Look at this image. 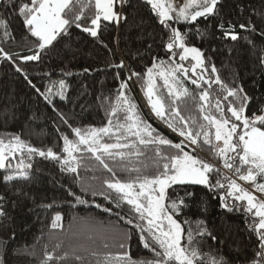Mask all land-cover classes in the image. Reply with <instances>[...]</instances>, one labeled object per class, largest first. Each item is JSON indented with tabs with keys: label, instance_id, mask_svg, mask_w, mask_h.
Masks as SVG:
<instances>
[{
	"label": "snow or ice",
	"instance_id": "obj_1",
	"mask_svg": "<svg viewBox=\"0 0 264 264\" xmlns=\"http://www.w3.org/2000/svg\"><path fill=\"white\" fill-rule=\"evenodd\" d=\"M2 7L12 11L0 15V64L20 74L50 110L46 120L56 139L54 146L47 147L30 142L33 135L45 138L42 129L35 130L42 115L35 111L28 117L29 139L17 134L0 138V170L7 172L3 183L13 185L0 193V218L7 219V205L15 203L10 191L28 195L15 182L29 181L30 172L39 171L34 158L40 157L72 178L64 185L67 205L94 206L107 215V220L73 217V222L84 226L89 240L101 235L107 250L103 259L98 250L74 252L75 264H264V102L250 113L254 98L242 83L222 79L213 57L197 45L209 38L244 39L255 47L257 39L264 40V10L252 9L247 21L237 25L223 18V0H3ZM130 9L138 16L147 11L151 21L152 30L147 32L151 42L143 53L137 50L131 56L133 61L143 60L148 54L142 69L120 58L105 67H84L81 73L65 66L57 80L43 85L30 78L24 65L40 66L51 60L50 52L65 38L71 40L74 29L115 58L101 35L105 29L119 30L128 24ZM14 19L22 21V31L13 28ZM202 19L212 23L201 29ZM136 26L147 31L143 16ZM22 43L28 54L11 50L10 45ZM260 51L264 53V48ZM259 64L264 67V55ZM109 70H115L117 87L109 96L96 97L108 104L105 120L100 126L84 124L73 110H65L72 103L67 78ZM37 75L43 79L50 73ZM137 85L151 114L175 139L142 115L133 93ZM16 103L10 100L0 116L15 120ZM81 109L85 110L83 105ZM92 162L102 170L98 189L81 180V170H89ZM195 186L205 189L225 215L241 217L243 227L225 224L224 235L219 234L207 219L209 201L197 197ZM89 195L100 197V202ZM38 207L54 212L49 221L52 230L63 229L65 216L54 203ZM14 238L13 232L0 240V254L8 255ZM245 240L255 248L251 257ZM133 241L143 250L138 258L131 252ZM32 248L25 244L14 254L31 255ZM66 258L67 253L60 257L45 252L41 264H64Z\"/></svg>",
	"mask_w": 264,
	"mask_h": 264
},
{
	"label": "trees",
	"instance_id": "obj_2",
	"mask_svg": "<svg viewBox=\"0 0 264 264\" xmlns=\"http://www.w3.org/2000/svg\"><path fill=\"white\" fill-rule=\"evenodd\" d=\"M2 2L3 0H0V15H7L12 10L11 8L5 10L2 7ZM133 3H135V0H133ZM242 8L244 11L241 10ZM252 9L264 10V0H223V18L231 20L237 25L247 21ZM129 12L128 24L123 25L119 30L115 27L111 30L105 29L101 35L103 41L116 53L115 58L106 49L99 46L93 38L74 29L71 40L65 38L61 44L50 52L51 60H45L44 64L40 66L34 63L24 65L30 78H33L35 83L43 85L49 81L57 80L61 68L65 66H67L68 71L81 73L84 67H105L109 61L115 59L118 62L120 58H124L126 63H131L137 70L142 69L143 65L149 60L148 54L145 53L143 60L137 57L133 61L131 56L137 50L143 53L146 44L151 42L147 35V32L152 30L150 27L151 21L148 20L147 11L141 10L139 16L145 18V28L147 29V31L141 32L136 26L139 24V16L135 10L130 9ZM210 23L212 22L202 19L199 27L204 29ZM12 26L17 31H22L21 20L14 19ZM209 31L214 32L215 30L209 28ZM241 35L246 34L241 33ZM65 44H69L70 47L66 48ZM197 45L213 57L222 79L228 82L242 83L249 95L254 98L250 113L255 111L260 103L264 102V67L259 64V57L264 55L260 51L264 48V40L257 39L255 47L250 46L244 39L238 42H224L209 38L204 43L197 42ZM10 47L12 51H18L24 55L28 54V46L24 43L19 46L10 45ZM213 48L216 51H212ZM160 54L163 55L162 52ZM44 71L49 72L50 76L41 79L37 73ZM114 71L92 72L90 75L80 74L68 77L67 80L72 85L70 89L72 103H68L65 110H73L79 121L84 124L100 126L105 120V109L108 104L102 99L97 100L96 97L109 96L114 93L118 84L113 79ZM133 93L142 115L166 136L175 139V134L151 114L139 85L133 88ZM10 100L17 102V118L12 120L10 117L0 116V138L17 134L22 135L26 140L29 139L27 135V129L30 126L28 117L35 111L37 114H42L35 130L40 132L42 129L45 138L42 139L40 136L33 135L30 142L37 147L54 146L56 136L50 122L46 120L47 117L51 116L50 110L45 107L42 101L37 99L20 74L9 72L8 65L2 63L0 64V113H3L4 109L10 106ZM189 104H191V101H189ZM81 105L84 106L85 110L82 111ZM33 163L39 171L30 172L31 179L29 181L15 182V187L22 189L28 195L25 196L10 191L9 197L15 203L7 205L8 218H0V240H7L13 232L15 233L8 255L3 256L0 254V264H41L45 252L60 257H64L67 253L64 264H75L73 253H83L84 249L98 250L100 259H103V255L107 250L103 249L102 236L97 234L94 237V242L89 240L84 226L73 222V217L96 216L98 219L107 220V215L100 213V210L94 206L78 205L77 209H72L65 203L68 197L64 190V185L72 183V178L60 173L58 166L53 162L35 157ZM101 172L102 170L95 168V164L92 162L89 165V170H81V180L84 181L85 186L98 189L100 179L103 178ZM5 174H7L6 170H0V193L8 191L13 186L12 183L7 185L3 183L2 178ZM194 190L197 192L198 198L205 197L209 201L207 219L219 234L224 235L225 224L243 227L242 218L231 214L225 215L219 210L218 202L211 200L205 189L195 186ZM76 191H80L79 186L76 187ZM33 198L35 202H33ZM87 198L94 199L97 202L101 200L100 197H91L90 195ZM42 203H54V207L62 211L65 216L63 229L52 230L50 228L49 221L54 212L38 207ZM193 211H196V209H193ZM241 238H244L243 233ZM245 243L247 244L245 251L251 257L255 248L246 240ZM25 244L33 246L31 255L14 254L15 249L21 248ZM57 245H60V247H57ZM224 250L225 252L228 251L227 248ZM112 251H116V249H112ZM131 252L134 258H138L143 254V250H138L135 241L132 242ZM89 260L94 261V258L89 257ZM53 264H57V262H53Z\"/></svg>",
	"mask_w": 264,
	"mask_h": 264
}]
</instances>
